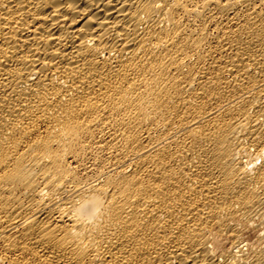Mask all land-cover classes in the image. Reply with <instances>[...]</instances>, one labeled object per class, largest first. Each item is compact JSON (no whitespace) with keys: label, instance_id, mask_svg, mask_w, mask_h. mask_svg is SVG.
Wrapping results in <instances>:
<instances>
[{"label":"bare ground","instance_id":"bare-ground-1","mask_svg":"<svg viewBox=\"0 0 264 264\" xmlns=\"http://www.w3.org/2000/svg\"><path fill=\"white\" fill-rule=\"evenodd\" d=\"M0 264H264V0H0Z\"/></svg>","mask_w":264,"mask_h":264}]
</instances>
